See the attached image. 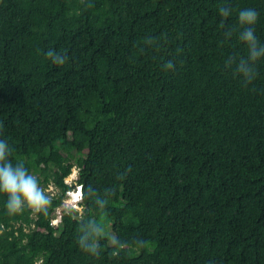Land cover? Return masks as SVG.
Listing matches in <instances>:
<instances>
[{"label":"trees","instance_id":"16d2710c","mask_svg":"<svg viewBox=\"0 0 264 264\" xmlns=\"http://www.w3.org/2000/svg\"><path fill=\"white\" fill-rule=\"evenodd\" d=\"M248 8L264 44V0H0V140L58 189L46 215L0 193V264H264V58L248 85L227 66ZM74 165L84 208L55 226Z\"/></svg>","mask_w":264,"mask_h":264},{"label":"clouds","instance_id":"9594fccd","mask_svg":"<svg viewBox=\"0 0 264 264\" xmlns=\"http://www.w3.org/2000/svg\"><path fill=\"white\" fill-rule=\"evenodd\" d=\"M219 14L226 20L231 16L232 9L231 7L221 5ZM258 16V12L251 8L239 11L238 23L240 30L238 32V39L246 45L248 55L246 58H240L239 60L232 57L227 65L228 67H231L232 64L236 65L234 74L242 76L245 85L251 84L256 79V63L264 58V44L259 42L254 28V25L258 21ZM232 35V30L226 31L225 39L231 38ZM46 56L53 64L58 66H63L67 61V55L55 49H49ZM164 68L166 70H173V62L168 61L164 65ZM11 151L8 142L6 140H0V193H4L7 196L6 209L8 214H19L27 207L36 213H44L46 215L51 204L49 195L40 186L36 176L30 174L22 163L14 165L11 162L9 159ZM76 180L78 181V178L74 181L78 183ZM69 190L75 192L71 207L67 208V211L71 214L72 211L76 210L77 202L83 205L84 191L80 183L77 184L75 189L70 188ZM94 195L95 193L89 187L88 196L92 197ZM95 202L100 207L106 204V200L99 198ZM81 232L82 235L78 239L80 248L86 253L99 255L96 240L103 235V228L98 226L94 221H89L82 227ZM111 243L117 249L125 246L115 236L111 238ZM137 243L143 245L144 241L139 240ZM112 254L118 255V251H114Z\"/></svg>","mask_w":264,"mask_h":264},{"label":"rangeland","instance_id":"374dc122","mask_svg":"<svg viewBox=\"0 0 264 264\" xmlns=\"http://www.w3.org/2000/svg\"><path fill=\"white\" fill-rule=\"evenodd\" d=\"M76 155H78V154H76ZM78 177H79V166H77V165L75 166L74 165L71 174L68 177H66V180L65 181H68V184L71 185L72 188L75 189L78 183H75L74 181ZM45 191H47V193H49L50 196H53L56 193H58V189L55 187V185H53V187L48 186ZM64 205H65V202H64V198H63L62 206L60 205L59 207H57V209L53 213L54 215H56L55 218L53 219V223L54 224H57L60 220H62L61 216L63 214V209H66V207ZM82 211H83V209L80 210V213ZM60 213H61V216H60ZM20 224H21V222H17L16 223V228L19 227ZM32 226H34V224H32ZM28 229H29V226L26 225V224H24V230L27 231ZM104 233H106V230H104Z\"/></svg>","mask_w":264,"mask_h":264},{"label":"built area","instance_id":"2783aa9c","mask_svg":"<svg viewBox=\"0 0 264 264\" xmlns=\"http://www.w3.org/2000/svg\"><path fill=\"white\" fill-rule=\"evenodd\" d=\"M66 182H68V181H66ZM53 185H54L53 183H50L48 186L53 187ZM74 194H75V192H73V191H71V190H68V191L66 192V196L64 197V202H65V205H64V206L66 207V209L69 208V207H71V203H72V201H73ZM61 206H62V205H61ZM83 208H84V206H83L82 204H80L79 202L76 203V210L80 211V210L83 209ZM63 210H64V209H63ZM56 213H57V212H56ZM55 216H56V215H54L53 218H52V224L58 226L59 223L61 222V220H60L57 224H54V223H53V219L55 218ZM60 216H61V213H60Z\"/></svg>","mask_w":264,"mask_h":264},{"label":"snow or ice","instance_id":"6c2138e0","mask_svg":"<svg viewBox=\"0 0 264 264\" xmlns=\"http://www.w3.org/2000/svg\"><path fill=\"white\" fill-rule=\"evenodd\" d=\"M78 198V197H77Z\"/></svg>","mask_w":264,"mask_h":264}]
</instances>
